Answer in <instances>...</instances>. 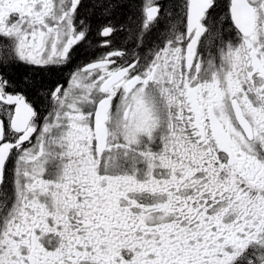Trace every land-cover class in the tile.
Wrapping results in <instances>:
<instances>
[{
    "label": "snow or ice",
    "instance_id": "obj_1",
    "mask_svg": "<svg viewBox=\"0 0 264 264\" xmlns=\"http://www.w3.org/2000/svg\"><path fill=\"white\" fill-rule=\"evenodd\" d=\"M0 264H264V0H0Z\"/></svg>",
    "mask_w": 264,
    "mask_h": 264
}]
</instances>
